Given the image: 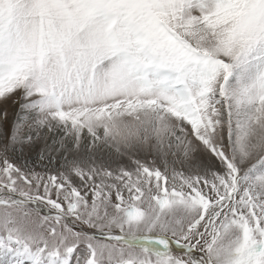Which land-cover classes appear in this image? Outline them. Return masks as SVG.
Listing matches in <instances>:
<instances>
[{"label": "snow or ice", "instance_id": "1", "mask_svg": "<svg viewBox=\"0 0 264 264\" xmlns=\"http://www.w3.org/2000/svg\"><path fill=\"white\" fill-rule=\"evenodd\" d=\"M0 264H264V0H0Z\"/></svg>", "mask_w": 264, "mask_h": 264}]
</instances>
